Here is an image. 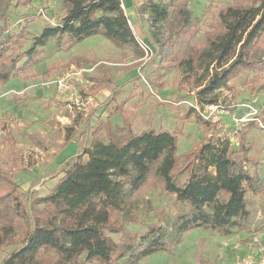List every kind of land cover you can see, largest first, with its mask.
Here are the masks:
<instances>
[{
    "label": "trees",
    "instance_id": "1",
    "mask_svg": "<svg viewBox=\"0 0 264 264\" xmlns=\"http://www.w3.org/2000/svg\"><path fill=\"white\" fill-rule=\"evenodd\" d=\"M32 1L17 0L15 5L27 6ZM62 1L66 9L62 23L46 25L26 50H22L23 42L30 31L26 26L19 32L9 29L6 19L13 0L7 1L0 31V85L44 60L43 47L50 40L67 51L87 38L101 35L119 48H132L136 57L143 56L122 0ZM144 11L152 14L153 22H164L162 32L148 34L157 46L153 59L159 58L169 69L179 68L189 74L201 69L196 99L203 106L220 104L219 91L229 87L244 70L264 71V0L251 6L229 4L222 8L205 32L202 47L193 45L199 28L186 3L169 9L160 1L147 0L137 9L138 14ZM34 18L27 16L25 21ZM52 70L48 67L43 74ZM105 77H93L100 83L98 88L112 85V79L105 82ZM115 93L113 88L107 100ZM199 119L208 126L209 120ZM177 133V128L147 129L124 143L93 137L90 146L78 140V151L61 162L65 167L55 187L45 196L31 199L30 205L18 192L13 168L0 164V207L12 203L15 220L23 218L30 227L21 245L0 264H41L38 256L45 249L57 255L51 264H81L77 259L84 252L88 260L103 264H139L145 257L169 250L157 225L138 241L129 234L128 240L121 243L106 233L124 231L118 212L151 179H159L164 192L186 204L173 223L178 238L195 228H211L222 235L246 228L252 217L247 190L264 189L256 172L247 167L246 152L240 155L242 147L233 146L229 137L211 134L178 156ZM8 150V160L13 161L14 150ZM18 243L15 225L1 223L0 251Z\"/></svg>",
    "mask_w": 264,
    "mask_h": 264
},
{
    "label": "rangeland",
    "instance_id": "2",
    "mask_svg": "<svg viewBox=\"0 0 264 264\" xmlns=\"http://www.w3.org/2000/svg\"><path fill=\"white\" fill-rule=\"evenodd\" d=\"M7 1L0 0L3 2L0 4V31ZM60 1L33 0L27 6H16L17 0H13L7 26L12 32H19L24 26L30 31L22 50L31 46L33 38L40 35L46 25L62 23L66 10L63 11V1ZM156 1L169 9L186 3L199 28L193 45L202 47L205 32L222 8L229 4L251 6L261 0ZM151 15L149 11L141 12L139 24L128 14L139 35L162 32L164 22H153ZM27 16H34V21L27 23ZM138 27L144 29L142 34ZM151 43L153 55L146 58L143 53L138 58L132 48L122 49L108 40L83 42L67 51L58 49L55 41L50 40L43 47L42 55L46 67L53 68L52 72H35L34 65L21 74L17 84L15 80L9 93L4 92L2 97L14 100L6 111H0V164L13 168L15 181L20 186L18 192L28 199V205L31 199L45 196L55 187L65 167L61 162L78 151L75 148L78 140L87 146L91 145L93 137L104 142L124 143L131 135L147 129L174 131L177 128L178 156L200 145L208 135L229 137L233 146L242 147L240 155L246 152L249 157L247 167L252 173L256 172L259 182L264 185V128L254 121L240 127L233 119L236 113L239 115L247 110V104L264 103V71L244 70L230 81L229 87L219 91V108L211 107V104L203 106L196 99L200 88L196 86V80L201 69L192 74L179 68L169 69L166 62L153 59L157 46ZM81 70L83 79L79 83V94L74 97L60 95L50 83L57 75ZM29 72L37 75L26 77ZM99 74L106 75L105 82L112 79L113 83L104 94L99 91L100 96L96 97L95 84L91 86L88 79ZM113 88L116 93L107 100ZM190 103L199 107L194 108ZM199 116L210 121L208 126ZM71 140L76 144L70 145ZM11 147L15 154L13 161L8 160ZM247 202L252 217L246 228L230 235H222L211 228H195L178 238L173 223L186 204L176 202L174 195L164 192L159 179H151L131 197L129 205L118 212L124 231L106 230V233L121 243L128 240L126 235L129 234L133 241H138L136 239L152 227L160 226L159 233L163 234L170 249L145 257L139 264H240L246 258L264 259V189L255 192L248 188ZM13 208L10 202L0 207V224H14L15 239L19 243L4 247L0 251V262L21 245L30 230L23 218L15 220ZM86 255V252L81 254L78 262L103 264L88 260ZM38 259L41 264H51L57 255L45 249Z\"/></svg>",
    "mask_w": 264,
    "mask_h": 264
},
{
    "label": "built area",
    "instance_id": "3",
    "mask_svg": "<svg viewBox=\"0 0 264 264\" xmlns=\"http://www.w3.org/2000/svg\"><path fill=\"white\" fill-rule=\"evenodd\" d=\"M123 1V0H122ZM122 7L125 9L124 2L122 3ZM130 26L133 29L135 38L137 40L138 45L144 51L145 57L150 58L153 55V45L149 39V37L145 35H139L137 33V29L133 26V21L129 18L128 20ZM140 33V32H139ZM142 34V33H140ZM82 70L75 72H67L62 75H57L53 78L50 83L56 87L58 93L60 95H65L68 97H74L79 94V83L82 81ZM192 107L198 108L199 106L194 103H190ZM211 107L219 108V105H211ZM247 110L242 114L233 115V119L240 127L248 125L250 122L254 121L258 124V126L264 128V103H249L247 104ZM203 117L208 118V115H204ZM240 264H264V259H254V258H246Z\"/></svg>",
    "mask_w": 264,
    "mask_h": 264
},
{
    "label": "crops",
    "instance_id": "4",
    "mask_svg": "<svg viewBox=\"0 0 264 264\" xmlns=\"http://www.w3.org/2000/svg\"><path fill=\"white\" fill-rule=\"evenodd\" d=\"M40 1H44V2H46L47 0H40ZM49 2H52V0H49ZM58 2H60L61 3V1L60 0H57V3ZM143 3H145V0H125L124 1V4H125V11H126V13L127 14H131V15H133L134 16V18H135V20H137L138 22H139V24H140V19L138 18V12H137V9H138V5L139 4H143ZM65 8L63 9V11L65 12ZM65 15V14H64ZM64 15H63V17H64ZM138 30H139V32H141V33H143L144 32V29H143V31H142V29L140 28V27H138ZM146 31V30H145ZM107 40L106 38H104L103 36H101V35H96V36H92V37H90V38H87V39H85L83 42H88V41H99V40ZM83 42H81V43H83ZM110 42V41H109ZM81 43H79V44H81ZM34 66V65H33ZM47 65H46V63L42 60V61H40L39 63H37V64H35V67H33V70L35 71V72H42L41 74H43L46 70H47V68L48 67H46ZM27 72V71H26ZM25 72V73H26ZM37 75L36 73H34V72H29L27 75H26V77H30V75ZM99 75H101V74H99ZM96 76H98V75H93V76H90L89 77V82H90V84H91V86L93 85V84H95V87H94V89H95V91H96V94H95V96L96 97H99L100 96V94L98 93L99 91H101V92H103L102 94H104L105 92H104V90L105 89H107L108 87H106V88H98L99 87V85H100V83L97 81V80H95L93 77H96ZM19 78L20 77H16V78H12L9 82H7V83H5V84H2V85H0V89H1V91H0V111L1 112H4V111H6L7 110V108L9 107V106H12V103H13V100L14 99H11V100H8L7 98L8 97H2V95H4V92H8L9 93V90H10V88L11 87H13V85L15 84L14 82H16V84L18 83V80H19ZM16 80V81H15ZM80 88V87H79ZM93 89V90H94ZM97 89V90H96ZM98 93V94H97ZM101 94V95H102ZM5 96H7V95H5ZM6 108V109H5ZM5 109V110H4ZM76 141H72L71 140V144L70 145H72V144H76L75 143ZM77 146L78 145H75V148H76V150H78L77 149ZM62 154V153H61ZM62 161V160H61ZM61 161H59V162H61Z\"/></svg>",
    "mask_w": 264,
    "mask_h": 264
}]
</instances>
